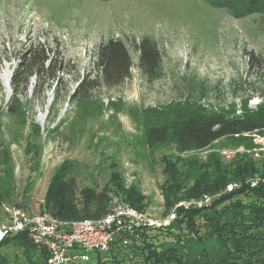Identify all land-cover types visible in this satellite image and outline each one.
<instances>
[{
    "label": "rangeland",
    "instance_id": "rangeland-1",
    "mask_svg": "<svg viewBox=\"0 0 264 264\" xmlns=\"http://www.w3.org/2000/svg\"><path fill=\"white\" fill-rule=\"evenodd\" d=\"M145 37L163 56V75L152 82L137 67L135 44ZM110 38L127 46L132 79L75 100L80 82L94 79L97 47ZM35 48L47 49L65 69L49 86L30 78L14 100L13 73ZM199 110L230 117L264 110V15L235 19L202 0H0V222L6 208L45 212L49 188L61 183L79 208L82 191L108 193L106 206H92L103 217H83L102 219L130 206L122 193L115 195L116 182L137 189L143 200L134 209L161 221L192 202L165 194L168 157L264 160V131L244 136L254 145L249 149L234 139L187 155L172 144L146 146L149 125ZM89 257L95 263V253Z\"/></svg>",
    "mask_w": 264,
    "mask_h": 264
},
{
    "label": "trees",
    "instance_id": "trees-1",
    "mask_svg": "<svg viewBox=\"0 0 264 264\" xmlns=\"http://www.w3.org/2000/svg\"><path fill=\"white\" fill-rule=\"evenodd\" d=\"M202 1L211 8L225 9L235 19L264 15V0ZM135 48L141 75L150 82L160 79L163 56L156 42L145 37ZM48 52L35 48L17 67L11 81L14 100L24 95L30 78L34 77L39 85L49 86L57 72L64 71ZM249 54L254 61V53ZM133 67L123 41L110 38L100 43L95 52L94 79L84 78L74 99L84 101L92 91L122 86L132 79ZM44 75L49 77L42 81ZM263 131L264 110L233 117L199 110L149 125L144 142L151 149L172 144L179 155H187L206 151L225 139H234L238 146L249 149L254 145L244 136ZM172 159L168 157L165 161L168 173L165 194L184 197L185 201L210 196L211 204L177 208L176 218L166 227L122 233L108 252L95 253V263L91 259L80 264H264V160L254 161L247 154L237 155L230 163L218 154L207 156L206 161L194 156ZM256 175L259 180L253 186L247 181ZM230 185L237 187L229 191ZM113 186L115 195L122 193L132 208L141 206L143 199L137 189L125 190L120 182ZM71 190L68 186L64 188L63 183L52 185L45 199V212L41 214L63 221L104 216V210L94 213L92 206H106L108 193L96 196L93 190L82 191L83 208H79ZM124 239L127 246L122 243ZM48 257L46 250L37 249L26 234L8 236L0 243V264H48Z\"/></svg>",
    "mask_w": 264,
    "mask_h": 264
},
{
    "label": "built area",
    "instance_id": "built-area-1",
    "mask_svg": "<svg viewBox=\"0 0 264 264\" xmlns=\"http://www.w3.org/2000/svg\"><path fill=\"white\" fill-rule=\"evenodd\" d=\"M235 187L237 185H230L228 190ZM191 201L179 207L210 205L212 197L204 196L199 201ZM175 218L176 210L158 221L130 206H117L102 219L72 223L11 207L5 209L4 219L0 222V243L8 236L26 234L37 249L46 250L48 264H78L88 262L90 253L108 252L115 238L122 233L166 227ZM122 243L128 245L126 239Z\"/></svg>",
    "mask_w": 264,
    "mask_h": 264
}]
</instances>
